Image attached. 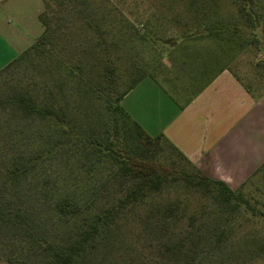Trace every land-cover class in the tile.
<instances>
[{"label":"trees","instance_id":"obj_1","mask_svg":"<svg viewBox=\"0 0 264 264\" xmlns=\"http://www.w3.org/2000/svg\"><path fill=\"white\" fill-rule=\"evenodd\" d=\"M149 1L155 21L142 31L124 17H117L116 10L112 11V20L104 28L103 17L98 18L94 10L89 12L87 6L79 8L73 5L72 0H43L45 9H51L53 2H56L60 9L65 8L67 3L72 5L74 17L79 20L80 29L86 35V43L74 49L76 63L66 68L68 78L75 79L73 89L77 100L72 103L66 92L55 91L50 84L40 87L33 80L23 85L21 83L9 98V102L17 108L14 118L26 125L41 124L47 131L55 133L58 141L55 142L54 151H57L63 147L59 146L62 140L71 138L75 133L79 123L78 111L86 100L92 103L103 101L113 113L115 129L123 124L124 132L128 131L135 137L140 152L133 149L127 142V137L111 140L106 149L95 147L89 151L88 144L82 145L81 149L87 150L88 154L94 151L97 155H103L107 151L105 155L116 169L111 175L112 180L128 188L113 205L92 216L84 215L81 208L69 198L57 201L55 210L58 213L69 220L77 218L69 235L60 242L40 233L24 206H16L13 200L21 184L23 187L34 179L52 148L48 153H18L2 176V185L10 196L7 198L8 207L5 210L0 208V226L10 225L20 232L19 239L27 251L26 255L41 252L46 264H106L110 255H114L117 245L124 241V220L127 215L135 212L136 206L148 194L159 191L166 182L184 181L189 187L201 189L209 195L218 207L216 211H221L224 215L214 212L200 223L197 216L192 215L186 223L185 212H181L177 204L157 203L143 217L142 233L146 246L138 252V258L133 254L135 251L132 248L123 250L120 264H141L148 257H151L148 264H252L262 260L264 199L249 195L245 188L257 178L264 180V163L236 190L223 181L207 177L172 146V149L192 167V171L188 172L173 163H163L155 156L163 149L164 137L150 136L130 118L120 104L142 79L148 77L142 66L123 62L121 44L131 43L138 38H151L155 41L166 39L167 44L175 46L179 40L193 35L212 14L219 12L224 0ZM233 1L238 5L240 18L254 27L260 18L252 17L253 14H258L253 8V2ZM45 9L39 16L43 27L39 43L20 54L0 72V75L8 70H17L33 51L53 43L59 24H53ZM132 26L135 30L126 32ZM114 30L126 35H112L110 31ZM259 48L263 54L264 49L262 46ZM131 69L136 73L134 80L125 90L118 91L122 75L127 76ZM234 76L240 81L235 74ZM149 77L156 79L155 76ZM52 136L54 135L48 137L52 139ZM237 216L249 219L258 225L260 230L235 243L232 239V222ZM0 264H28V261L24 257Z\"/></svg>","mask_w":264,"mask_h":264},{"label":"rangeland","instance_id":"obj_2","mask_svg":"<svg viewBox=\"0 0 264 264\" xmlns=\"http://www.w3.org/2000/svg\"><path fill=\"white\" fill-rule=\"evenodd\" d=\"M72 1L74 6L79 8L87 6L89 12L94 10L98 18L102 16L104 28L111 22L113 10H116L117 17H124L142 31L155 21L149 0ZM250 1L254 4V10L258 12L252 17L260 18L254 27L240 18L235 1L224 0L219 12L212 14L193 32V35L179 40L175 46L167 44L166 39L155 41L151 38L145 40L138 38L131 43L122 42L120 53L124 58L123 62L136 63L144 68L146 76H155L168 93H164L167 101L166 98L163 100L166 103L171 100L169 94L172 96V88L167 81L176 83L185 90L187 87L188 91L196 90L201 85V75L208 70L215 74L229 69L244 85L258 93L264 91V53L261 54L259 48L262 46L264 49V0ZM44 9L43 0H0V22L5 21L8 26L17 27V18L22 17V20L32 22L33 31L39 30L43 33L42 25L39 21L33 20V16L37 12L41 14ZM45 11L54 25L59 24L53 43L33 51L17 70H8L0 75V208L5 210L8 207L7 198L10 195L2 185V176L13 157L22 152L48 153L52 148L34 179L23 187L21 184L13 200L16 206H24L40 233L60 242L69 235L77 218L69 220L58 213L55 210L57 201L69 198L81 208L84 215L92 216L113 205L128 188L112 180L111 175L116 169L105 155L107 151L103 155H97L94 151L88 154L87 150L81 149L82 145L88 144L89 151L95 147L106 149L111 140L127 137V142L133 149L136 152L140 150L137 149L135 137L128 131L124 132L123 124L115 129L113 113L103 101L92 103L86 100L78 111L79 123L75 133L71 138L62 140L59 146L63 147L57 151H54L55 142L58 141L55 133L47 131L41 124L26 125L14 118L17 108L9 102V98L21 83L23 85L33 80L40 87L50 84L55 91L66 92L72 103L77 100L73 89L75 79L68 78L66 68L76 63L74 49L86 43V35L80 29L81 24L74 17L72 5L69 3L60 9L58 4L53 2V7ZM24 27L22 24V29L20 28L22 33H26ZM133 29L135 30L134 26L126 32ZM110 32L112 35H126L115 30ZM40 37L33 45L39 43ZM131 70L127 76L122 75L118 91L125 90L134 80L136 73ZM51 134L54 135L52 139L48 137ZM155 158L166 164H176L188 172L192 171V167L166 143ZM245 191L263 200L264 180L255 179L253 184L251 182L246 186ZM157 203L177 204L179 210L185 212L186 223L192 215L197 216L199 223L214 212L224 215L223 212L216 211L218 207L201 189H193L184 181L166 182L159 191L148 194L136 206L135 212L127 215L124 220V241L117 245L114 255H110L106 264H120L123 250L130 248L135 251L133 254L138 258V252L146 246L142 233L143 217ZM232 226V239L235 243L255 234L259 229V226L249 219L238 216L233 220ZM19 234L20 232L15 231L10 225L0 226V263L26 257L28 264H46L41 252L26 255L27 251L20 242ZM149 260L151 257L143 260L141 264H148ZM252 264H264V259Z\"/></svg>","mask_w":264,"mask_h":264},{"label":"crops","instance_id":"obj_3","mask_svg":"<svg viewBox=\"0 0 264 264\" xmlns=\"http://www.w3.org/2000/svg\"><path fill=\"white\" fill-rule=\"evenodd\" d=\"M39 16L33 20L42 25ZM17 21L0 22V72L42 34L30 20ZM201 76L192 91L167 81L173 96L167 103L166 89L146 77L120 104L150 136H163L196 169L236 190L264 163V91L248 90L229 69Z\"/></svg>","mask_w":264,"mask_h":264}]
</instances>
